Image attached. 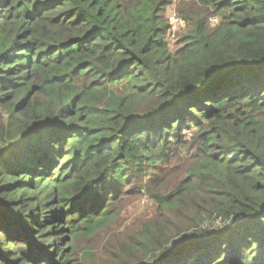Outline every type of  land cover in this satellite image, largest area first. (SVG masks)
I'll list each match as a JSON object with an SVG mask.
<instances>
[{
    "label": "trees",
    "instance_id": "obj_1",
    "mask_svg": "<svg viewBox=\"0 0 264 264\" xmlns=\"http://www.w3.org/2000/svg\"><path fill=\"white\" fill-rule=\"evenodd\" d=\"M186 158L150 192L179 222L127 264H264V0H0V264H75L112 201Z\"/></svg>",
    "mask_w": 264,
    "mask_h": 264
},
{
    "label": "rangeland",
    "instance_id": "obj_2",
    "mask_svg": "<svg viewBox=\"0 0 264 264\" xmlns=\"http://www.w3.org/2000/svg\"><path fill=\"white\" fill-rule=\"evenodd\" d=\"M193 8L203 12L199 5H186L183 11L189 12ZM166 9L165 14L169 20L173 14L182 20V25L176 31H168V38L174 49L177 48V45L179 46V42L188 30V25L182 18L176 4L170 5ZM220 20L221 17L218 16L217 22L210 21V23L215 25ZM194 132L195 128L186 131L187 139H191ZM195 159L186 158L166 169L164 173H158L154 176L152 174L146 175L142 186L138 182L133 183L137 187L136 192L128 191L129 189L125 190L118 199L112 201L110 206L111 218L100 224L94 231L82 233L73 240L75 264L148 262V259L144 257V250H141L138 255L130 254V247L137 243L138 233L144 229L146 224L158 222L165 218H168L172 224L179 222L173 216L166 217L163 215L162 209L152 198L150 192L168 193L173 190L181 180L187 178L189 170L195 164ZM151 177L153 181L149 182ZM149 185L152 187L150 191L148 190ZM65 245H67L66 242H61V246ZM55 258H57V254Z\"/></svg>",
    "mask_w": 264,
    "mask_h": 264
},
{
    "label": "built area",
    "instance_id": "obj_3",
    "mask_svg": "<svg viewBox=\"0 0 264 264\" xmlns=\"http://www.w3.org/2000/svg\"><path fill=\"white\" fill-rule=\"evenodd\" d=\"M211 20L213 22H217V18L216 17L211 18ZM170 25H171L170 31L174 32V31L177 30L178 27H180L182 25V20L176 14H173L170 17Z\"/></svg>",
    "mask_w": 264,
    "mask_h": 264
}]
</instances>
